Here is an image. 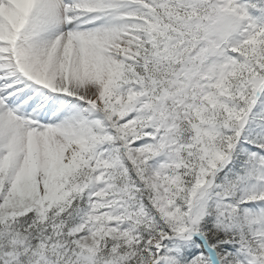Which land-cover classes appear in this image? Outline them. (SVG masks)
<instances>
[{
  "label": "snow or ice",
  "instance_id": "6c2138e0",
  "mask_svg": "<svg viewBox=\"0 0 264 264\" xmlns=\"http://www.w3.org/2000/svg\"><path fill=\"white\" fill-rule=\"evenodd\" d=\"M0 264H264V0H0Z\"/></svg>",
  "mask_w": 264,
  "mask_h": 264
}]
</instances>
